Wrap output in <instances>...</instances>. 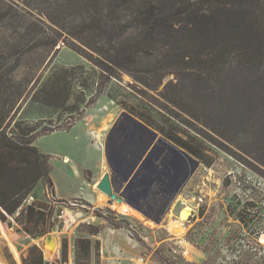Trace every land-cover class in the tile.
Listing matches in <instances>:
<instances>
[{"label": "rangeland", "instance_id": "374dc122", "mask_svg": "<svg viewBox=\"0 0 264 264\" xmlns=\"http://www.w3.org/2000/svg\"><path fill=\"white\" fill-rule=\"evenodd\" d=\"M94 1L0 0V117L9 111V133L39 132L35 145L49 155L54 183H39L26 200L45 202L47 214L52 212L50 232L33 239L18 231L12 217L6 225L0 219V261L23 264L37 245L45 264H75L76 240L90 238L100 243L92 264H264L258 243L264 233V86L245 71L242 124L235 74L203 72L195 52L187 58L192 68L161 50L142 54L133 69L112 77L105 67L111 0ZM129 19L130 14L117 23L124 41L138 36ZM89 23L95 26L90 31ZM63 68H75L82 85L62 106L46 105L44 86ZM123 111L201 163L160 225L129 206L109 205L97 188L109 172L106 137ZM95 148L104 157L91 168L81 161L85 150L95 161ZM64 155L76 164H64ZM92 190L105 196L102 202L81 197ZM91 226L100 229L97 236L89 234Z\"/></svg>", "mask_w": 264, "mask_h": 264}, {"label": "trees", "instance_id": "16d2710c", "mask_svg": "<svg viewBox=\"0 0 264 264\" xmlns=\"http://www.w3.org/2000/svg\"><path fill=\"white\" fill-rule=\"evenodd\" d=\"M94 2L97 4L99 0ZM111 5V16L105 22L111 25L105 67L112 77H116L118 70L133 69L142 54L161 50L173 52L177 60L171 62L192 68L187 58L195 52L199 57L203 55V60L197 58L203 63V72L220 70L227 76L235 74L238 119L244 124L245 71H253L256 81L264 86V0H111ZM129 14L127 23L138 30V36L124 41V32H117V23ZM114 21L116 24H112ZM85 27L90 31L95 26L89 23ZM96 61V65H102ZM74 72L75 68H63L49 81L44 86L43 103L55 107L67 103L76 87L82 85ZM8 113L0 117V219L6 225L8 217H12L21 226L18 231L36 239L50 232L48 223L53 227L49 216L52 212L47 214V205L41 200L36 199L30 205L26 200L39 183L54 188L50 157L35 145L37 130L8 132L10 124H5ZM46 131L45 135L54 130ZM90 229L92 236L100 233L98 227ZM99 246V242L90 238L76 240L75 264H92L93 253H98ZM65 262L67 244L63 248ZM23 264H45L40 247L32 245Z\"/></svg>", "mask_w": 264, "mask_h": 264}, {"label": "water", "instance_id": "95a60500", "mask_svg": "<svg viewBox=\"0 0 264 264\" xmlns=\"http://www.w3.org/2000/svg\"><path fill=\"white\" fill-rule=\"evenodd\" d=\"M104 150L109 172L98 190L108 196L109 205L126 204L157 225L201 165L127 111L108 132Z\"/></svg>", "mask_w": 264, "mask_h": 264}, {"label": "crops", "instance_id": "0c3cea01", "mask_svg": "<svg viewBox=\"0 0 264 264\" xmlns=\"http://www.w3.org/2000/svg\"><path fill=\"white\" fill-rule=\"evenodd\" d=\"M76 129V128H75ZM71 132H75V130H72ZM79 147H80V145H79ZM79 150H80V148H78ZM96 150L94 151V159H95V161L94 160H92L93 158V156H92V151L90 150V153H89V151H87V150H85V152L84 153H86L85 154V158H87V159H83L81 162H83L86 166H89V167H91L92 168V165H100V164H102L101 162H102V160H103V157H104V155H103V153L100 151V149L99 148H95ZM99 149V150H98ZM80 151H82V150H80ZM96 153V154H95ZM88 155V156H87ZM89 157V158H88ZM62 162L64 163V164H67V165H71L70 163H72L73 162V164H76V161H74V157L73 156H71V155H64L63 157H62ZM79 160V159H78ZM92 160V161H91ZM99 163V164H98ZM51 171H52V167H51ZM102 178H103V176H102ZM101 177L99 178V180H98V184H99V182L101 181V179H102ZM94 180V178H92V181ZM87 183H89L90 184V182H88L87 181ZM98 186V185H97ZM56 192H57V190H56ZM101 192V191H100ZM81 197H83V199H85V201H87V202H89L90 204H98V202H102L101 201V199H102V193H98V192H96L95 190H92L90 193H88V195H86L85 193H82V196ZM57 198H60V199H63V200H65V197H63V198H61V195H60V193H58L57 192Z\"/></svg>", "mask_w": 264, "mask_h": 264}, {"label": "bare ground", "instance_id": "6f19581e", "mask_svg": "<svg viewBox=\"0 0 264 264\" xmlns=\"http://www.w3.org/2000/svg\"><path fill=\"white\" fill-rule=\"evenodd\" d=\"M102 197L105 198V196H104L103 194H102ZM123 205H126V204H123ZM126 206H128V205H126ZM129 207H130V206H129ZM130 208H131V207H130ZM187 215H188V214H184V215H183V218L186 219V218H187ZM261 239H264V236H262ZM0 264H5V263L2 262V261H0Z\"/></svg>", "mask_w": 264, "mask_h": 264}, {"label": "built area", "instance_id": "2783aa9c", "mask_svg": "<svg viewBox=\"0 0 264 264\" xmlns=\"http://www.w3.org/2000/svg\"><path fill=\"white\" fill-rule=\"evenodd\" d=\"M262 234L264 235V233H262ZM263 235H261V236L259 237V242H258L259 244H261L262 247H264V245L261 243L260 239H261V237H262ZM259 244H258V245H259ZM254 249H255V250H258V248H254ZM252 250H253V249H252Z\"/></svg>", "mask_w": 264, "mask_h": 264}]
</instances>
